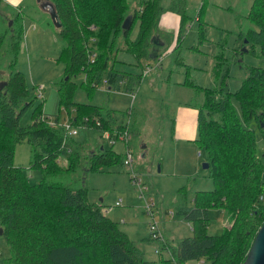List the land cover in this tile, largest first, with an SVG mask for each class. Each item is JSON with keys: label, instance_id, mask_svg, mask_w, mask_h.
<instances>
[{"label": "trees", "instance_id": "trees-1", "mask_svg": "<svg viewBox=\"0 0 264 264\" xmlns=\"http://www.w3.org/2000/svg\"><path fill=\"white\" fill-rule=\"evenodd\" d=\"M49 1L59 23L55 36L66 60L60 78L61 91L68 89L65 103H69L73 89L69 78L80 72L84 73L83 82L90 89L106 78L111 88L121 86L135 93L147 75L139 60L158 63L157 58L162 55L159 53L162 46L150 38L151 32L157 30L158 15L162 11L158 1L139 0L137 8L129 14L127 0ZM168 9L179 16V23L169 50L167 69L183 66L181 84L193 87L202 97L201 103L194 105L196 135L192 141L208 163L212 188L197 191L192 205L178 204L177 213L188 222L191 236L170 243L162 232L157 253L160 250L168 253L167 258H160L165 264H185L201 257L208 264H242L255 231L264 221V198H258L264 192L263 165L256 155L254 131L250 126H257L264 142V0L250 3L243 16L246 26L235 34L240 40L236 48H230L222 37L216 41L211 69L214 84L209 87L189 79L194 68L180 57L182 35L191 26L194 15L187 14L185 0H171ZM201 9H196L195 17ZM8 12L0 10V75L5 73V80L0 81V237L7 245L1 264H147L142 251L106 217L99 202L90 203L86 198V172L115 161L123 165L128 141L125 145L121 143L122 158L112 147L102 149L99 144L94 150H83L72 135L65 134L56 119L54 123L45 121L39 110L41 103L33 107L30 122L19 125L20 115L32 100L25 77L16 67L22 41L20 11ZM127 16L129 26L122 29L121 23ZM136 19L138 32L135 39L129 40ZM204 24L197 21L196 43L187 47L193 52L199 51V44L205 38L207 24ZM241 46L260 56L263 65L249 67L234 91L224 90L226 74L222 65L228 56L237 55ZM88 49L94 52L93 62H89ZM119 51L132 54L137 61L133 65L140 70L129 72L115 68L117 63H122L115 57ZM75 107V116L69 115L66 119L74 127L83 126L98 133L126 130L129 138L135 130L129 111L132 105L121 112L102 105L77 104ZM95 120L98 125L88 126L91 121L94 125ZM24 140L32 146L30 166L40 168V177L35 183L28 181L23 167L12 163L14 145ZM61 158L66 160L63 166ZM69 172L78 174L75 185L54 179ZM210 208L230 218L229 227L214 235L206 232Z\"/></svg>", "mask_w": 264, "mask_h": 264}, {"label": "rangeland", "instance_id": "rangeland-1", "mask_svg": "<svg viewBox=\"0 0 264 264\" xmlns=\"http://www.w3.org/2000/svg\"><path fill=\"white\" fill-rule=\"evenodd\" d=\"M41 1L43 0H0L1 13L8 14V11H12L15 14V11H20L21 15L22 41L16 55V67L25 77L32 104L22 112L18 123L20 126L27 125L30 122L33 107L39 103H41L39 110L43 113L45 121L54 123L56 119L58 125H63L69 115L75 116L77 104L102 105L108 109L118 110L117 112L128 110V107L132 105L129 111L135 133L130 128L133 133L127 145L133 156V167L143 182L144 195L153 202L152 217L145 213L143 198L129 181L126 166L117 161L86 172L84 179L86 198L90 203L99 202L106 217L115 222L117 227L142 251L147 264H165L160 261V258H167L168 253L164 250H160V253L154 251L159 247L160 241L147 238L150 233L148 223L154 221L170 243L176 239L191 236L188 222L177 213L178 204L181 202L186 206L192 205L193 196L197 191L212 188L208 170L202 167L205 161L204 154L194 142L182 144L175 141L173 146L179 125L183 126L178 118L174 125H171L176 115L175 107L179 105L183 109L192 111L191 116L186 115L185 123L188 125V120L191 122V134L196 135L193 114L195 108L187 104L201 103L202 97L195 93L193 87L181 84L184 80L183 66L172 70L167 69L170 64L169 50L173 46L175 32L177 33L174 25L175 14L167 11L171 0H157L160 11L166 12L159 13V15L162 13L160 25L157 26L156 31L151 32L150 38H156L155 35L159 33L160 36L156 39L161 43L159 53L162 55L157 58L158 63L153 60H149L148 63L139 60V64L144 67V73L147 72V75L141 79L135 97L132 99L129 91L121 86L119 89L114 86L107 90L106 85H100L90 89L89 85L83 82L84 73L80 72L69 78V81L73 83V89L68 97V104L64 99L68 89L63 93L62 80L60 83L65 70V56L61 53L60 43L55 36L56 27L53 21L39 5ZM127 1L129 14L137 8L139 0ZM252 1L185 0L186 12L190 16L194 15V18L191 26L183 32L181 41L183 50L180 57L194 68L189 73V79L192 82L202 87L214 84L211 69L214 63L216 41L222 37L221 39L228 42L230 48H236L240 44L235 34L239 29L245 28L247 22L243 16ZM6 5L9 7H5ZM200 7L201 12L195 17V11ZM197 21L202 26L206 23L207 27H205V38L199 44V51L193 52L187 47L196 43ZM137 32L138 20L136 19L131 27L129 40L135 39ZM239 53L228 56L226 63L222 65L226 74L224 90L234 91L240 86L249 67L263 65L260 56L251 54L247 50L239 51ZM115 57L122 62L117 63L115 68L129 72L140 70L133 65L137 61L135 62L132 54L119 51ZM2 80H5L3 72L0 75V81ZM38 86H41L40 90ZM234 105L237 106L235 102ZM88 125L95 126L92 125V121ZM253 125L250 124L254 131L256 155L263 165L264 180V142L257 126ZM187 134L188 130L181 129L182 137ZM72 137L82 144L83 150H94L98 142L99 147L102 149L112 147V150L122 158L123 145L115 141V137L114 143H110L109 139L104 138L102 132L98 133L81 126L76 127V133ZM141 142L147 145V152L143 158L139 157V153L143 151L140 149ZM31 148L32 146L25 140L16 143L13 147L12 163L23 167L28 181L35 183L39 180L40 168L30 166ZM60 162L63 166L66 160L61 158ZM148 170L151 171L148 172ZM67 173L56 175L54 179L63 184L75 185L78 174ZM149 189L155 193L153 194ZM115 201H118L119 205H114ZM262 201L264 203V199ZM207 216L206 232L209 235L217 234L230 225V218L227 219L222 212L214 208L208 210ZM6 252L7 245L0 237V264ZM185 264H208V260L201 257L188 260Z\"/></svg>", "mask_w": 264, "mask_h": 264}, {"label": "built area", "instance_id": "built-area-1", "mask_svg": "<svg viewBox=\"0 0 264 264\" xmlns=\"http://www.w3.org/2000/svg\"><path fill=\"white\" fill-rule=\"evenodd\" d=\"M88 59L89 62H93L94 59V52H92L91 50L88 49ZM85 79V77H83V80ZM103 86V85H107V81L106 78H102L100 83L97 84V86ZM38 90L41 89V86L37 87ZM106 88V87H105ZM131 98L133 99L136 95L135 93H130ZM93 124L96 126L98 125V121H94ZM65 131V134L67 135H74L76 133V127L72 126L69 122H65L63 125H61ZM89 126V125H88ZM83 127V126H81ZM104 138L109 139L110 143H114V137H115V141H119L120 143H123L124 145L126 144V142L129 139V135L127 134L126 130H123L121 132H108V131H104ZM122 164L126 166V169L128 170V179L131 182V184L137 189V191L139 192V196H141L143 198V203H144V210L145 213L150 215V217H152V210H151V206L153 205V202L150 199H147L146 196L144 195V187H143V182L141 181V179L139 178L135 168L133 167V156L131 154V152L129 151V149H125L124 148V152H123V158H122ZM146 188V187H145ZM259 199H263L264 198V192L262 194L259 195L258 197ZM114 205H119L118 201L114 202ZM148 228H149V238L151 239H156L158 241H162L163 239V235L162 232L160 231L159 227L153 222L148 223ZM154 251L157 252V250L154 249Z\"/></svg>", "mask_w": 264, "mask_h": 264}, {"label": "water", "instance_id": "water-1", "mask_svg": "<svg viewBox=\"0 0 264 264\" xmlns=\"http://www.w3.org/2000/svg\"><path fill=\"white\" fill-rule=\"evenodd\" d=\"M42 10L47 12L53 21L55 27H59V23L56 21V15L52 4L49 0H43L39 3ZM129 26V17H125L121 23V28L126 29ZM243 43L246 42L245 39L242 40ZM245 51V48L241 46L240 52ZM106 89H110V86H106ZM203 168L208 167L207 162L202 163ZM158 171V166H157ZM242 264H264V221L259 225L253 239L250 243L248 250L246 251L244 260Z\"/></svg>", "mask_w": 264, "mask_h": 264}, {"label": "crops", "instance_id": "crops-1", "mask_svg": "<svg viewBox=\"0 0 264 264\" xmlns=\"http://www.w3.org/2000/svg\"><path fill=\"white\" fill-rule=\"evenodd\" d=\"M7 6H9V5H7ZM186 9H187V7H186ZM167 11H170L169 9L167 10ZM163 12H166V11H162V13ZM172 12V11H171ZM161 13V14H162ZM160 14V15H161ZM173 14H175L174 15V25H175V29H176V31H177V28H178V23H179V16L175 13V12H173ZM158 16V21H157V26H159L160 25V18H161V16ZM175 34H176V32H175ZM156 36V38H159V33L157 32V35H155ZM236 36V35H235ZM156 38H154V43H158V45H161V43L156 39ZM162 39V38H161ZM174 39H175V36H174ZM169 50V49H168ZM216 51V50H215ZM108 90V89H107ZM188 106H191V107H195L194 105L195 104H187ZM109 109H112L113 110V108H109ZM176 111V115H175V118H173L172 119V123H174L175 122V120L178 118L180 121H182V123H183V126L180 124L179 125V130H178V132H177V136H176V138L174 139V141H173V146H174V142L176 141V143H182V144H184V143H186V142H191L193 139H194V136H195V134L192 136V134H191V122L188 120V125L185 123V122H187V120H186V115L188 114V115H190L191 116V110H186V109H183V108H181L179 105L178 106H176L175 107V110H174V112ZM194 111H195V113H193L194 114V116H195V126H196V110L194 109ZM174 125V124H173ZM172 125V126H173ZM181 129H184V130H188V134L186 135V136H181L180 135V132H181ZM172 132H174V130L172 131ZM171 139H172V137H171ZM173 140V139H172ZM82 145V144H81ZM96 146H98V142H97V145ZM96 146H94V147H96ZM99 148H101V147H99ZM140 149L141 150H143L142 152H140L139 153V157L140 158H143L144 156H145V154H146V152H147V145H146V143L145 142H141V145H140ZM89 151H91V150H93V149H88ZM193 156L195 157V154H193ZM159 165V164H158ZM148 167H149V165H148ZM151 170H148V172H150ZM150 191H152L151 189H149ZM153 192V194L155 193V191H152ZM164 195V194H163ZM161 231V230H160ZM162 232V231H161ZM164 234V233H163ZM165 236V235H164Z\"/></svg>", "mask_w": 264, "mask_h": 264}]
</instances>
